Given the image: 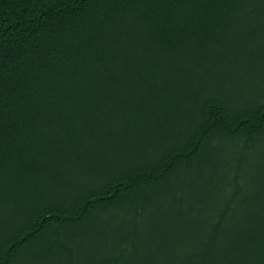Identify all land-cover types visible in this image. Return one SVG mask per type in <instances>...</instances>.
Instances as JSON below:
<instances>
[{
    "label": "trees",
    "instance_id": "16d2710c",
    "mask_svg": "<svg viewBox=\"0 0 264 264\" xmlns=\"http://www.w3.org/2000/svg\"><path fill=\"white\" fill-rule=\"evenodd\" d=\"M79 242L264 264V0H0V264Z\"/></svg>",
    "mask_w": 264,
    "mask_h": 264
},
{
    "label": "rangeland",
    "instance_id": "374dc122",
    "mask_svg": "<svg viewBox=\"0 0 264 264\" xmlns=\"http://www.w3.org/2000/svg\"><path fill=\"white\" fill-rule=\"evenodd\" d=\"M97 215L98 214H93V215H91L89 220H86V222H87L86 224L88 225L87 229L91 231V232H89L91 234V233L94 232V230L92 228L101 227V225H102L100 231H101V233L106 235L104 233L106 231H104V230L106 229V227L107 228L110 227L112 225V223L111 224L102 223L100 221V218H97V219L94 220L93 218L95 216H97ZM93 220H94V222H93ZM90 224L92 225V228H89ZM82 228H83V226L80 228V230ZM83 229H85V228H83ZM84 233H86V231L83 232L82 234H84ZM90 237H93V235H91ZM81 238H83L84 241L88 240L89 239V234H85L82 237H79V240ZM79 245L80 246H78L76 248V251H75L76 255L74 256L73 264H89L88 259L84 258L85 253H87L88 244H86V242H79ZM104 252H106V250H104ZM40 260H41L40 262L38 261L37 263H34V264H61V261H60V259L57 256L52 257L51 255H48V254H45V253H42L40 255ZM20 264H22V263H20ZM23 264H25V263H23Z\"/></svg>",
    "mask_w": 264,
    "mask_h": 264
}]
</instances>
